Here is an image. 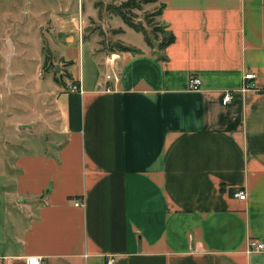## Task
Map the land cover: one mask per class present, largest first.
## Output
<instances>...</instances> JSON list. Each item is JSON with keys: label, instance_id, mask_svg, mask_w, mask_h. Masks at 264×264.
Returning <instances> with one entry per match:
<instances>
[{"label": "crops", "instance_id": "crops-1", "mask_svg": "<svg viewBox=\"0 0 264 264\" xmlns=\"http://www.w3.org/2000/svg\"><path fill=\"white\" fill-rule=\"evenodd\" d=\"M159 3L175 37L164 49L117 39L139 52L101 51L84 16L64 13L49 49L65 86L43 76V51L34 84L0 64V170L13 188L0 264H264L250 248L264 244V0Z\"/></svg>", "mask_w": 264, "mask_h": 264}, {"label": "rangeland", "instance_id": "rangeland-1", "mask_svg": "<svg viewBox=\"0 0 264 264\" xmlns=\"http://www.w3.org/2000/svg\"><path fill=\"white\" fill-rule=\"evenodd\" d=\"M125 0H0V64L8 73L10 80L15 79L17 86L21 85V80H33L38 60L47 54L50 46L56 47L57 44L52 40L59 39L58 31L60 28L59 17L64 13L73 15L81 14L86 19L84 26V36L91 37L98 35L101 51H111L115 49L117 39L125 40L133 44L140 42L145 45L147 38L153 43V47L158 46L163 38L166 37L161 18L156 16L160 7L159 2L143 4L141 10L133 11L135 20L144 25L145 32L136 31L128 27L124 20L112 14L114 7H121ZM112 18V19H111ZM127 26V27H126ZM115 28V29H113ZM121 28L127 30L126 34ZM117 31V33H116ZM117 35V36H116ZM51 39H50V37ZM41 37L43 49L41 48ZM15 41L16 51L9 54L8 42ZM46 40V41H45ZM148 45V43H147ZM7 56L6 59H4ZM60 60L55 58L51 52L50 70L43 69V76L53 73L54 80L63 73L58 72ZM45 59L42 68L44 67ZM52 66V67H51ZM62 71L64 66L61 65ZM65 72V71H64ZM20 76V77H19ZM64 82L68 83L70 78L64 76ZM63 86V85H62ZM65 86V84H64ZM27 87V83H26ZM28 88V87H27ZM36 96L25 98V103L37 102ZM24 101V94L17 92V104ZM25 114L17 110V119ZM17 147L19 148L18 144ZM9 172L5 169L0 170V220L4 219L6 203L5 198L12 191L8 180ZM11 177H14L11 175ZM12 197V195H11ZM4 199V201H3ZM10 202V206H16V202ZM4 202V203H3ZM4 205V206H3Z\"/></svg>", "mask_w": 264, "mask_h": 264}, {"label": "trees", "instance_id": "trees-1", "mask_svg": "<svg viewBox=\"0 0 264 264\" xmlns=\"http://www.w3.org/2000/svg\"><path fill=\"white\" fill-rule=\"evenodd\" d=\"M153 2H159V0H125L122 3L121 7H114V11H111V10H109V11L112 14L121 17L124 20L125 24L128 27H130L131 29H134L136 31L145 32L144 25L141 24L140 22H137L134 19L135 16L133 14V11L141 10L143 4H150ZM163 10H164V5L160 3V7L156 13V16L161 17ZM116 33H117V31H116ZM174 40H175V37L173 36V34L170 33L165 38H163L161 40L159 47L164 49L168 45L172 44L174 42ZM147 43L150 46L152 45V42L148 38H147ZM115 49H117L118 51H121V52H134V53L139 52L138 50L131 48V47H128L126 45H123L121 43H117L115 46ZM50 63H51V51L49 49V50H47V54L45 55V64L43 67L44 71L47 72L48 70H50V68H49ZM65 66H67V63H65ZM64 76L70 77L67 72H64L61 75V77H59V78L56 77V82L63 85L64 83H63L62 79Z\"/></svg>", "mask_w": 264, "mask_h": 264}, {"label": "built area", "instance_id": "built-area-1", "mask_svg": "<svg viewBox=\"0 0 264 264\" xmlns=\"http://www.w3.org/2000/svg\"><path fill=\"white\" fill-rule=\"evenodd\" d=\"M108 78H110V76H108ZM253 79H254L253 74H247L245 76V81H247V83H245V85H244L245 89H247V90L255 89V84L252 81ZM200 86H201V80L198 77H191L190 78L189 87L191 90H199ZM67 90L70 93H83L82 87L79 84L74 83V82L70 83L68 85ZM232 99H233V92H226V93H224L222 102L224 105H228L232 101ZM237 196L241 200H246L247 193H246V191H242V192H239L237 194ZM75 205L77 207L83 206L82 202L79 200L76 201ZM250 248L254 251L262 252V251H264V244L257 242V241H253L250 244ZM114 263H115L114 259H110L107 262V264H114ZM26 264H43V261L39 257H32V258L26 259Z\"/></svg>", "mask_w": 264, "mask_h": 264}]
</instances>
